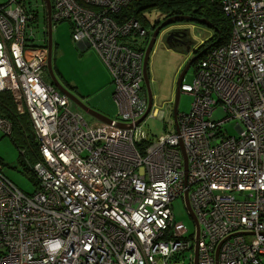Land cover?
I'll use <instances>...</instances> for the list:
<instances>
[{"label": "built area", "instance_id": "1", "mask_svg": "<svg viewBox=\"0 0 264 264\" xmlns=\"http://www.w3.org/2000/svg\"><path fill=\"white\" fill-rule=\"evenodd\" d=\"M36 1L0 2V92L28 115L39 148L31 194L0 162V264H194L195 256L196 264H264V0H208L229 17V41L203 52L179 86L190 110L173 116L170 100L165 131L152 140L136 124L148 107L136 49L147 30L109 15L132 0H50L52 22L68 21L72 39L110 73L118 106L110 123L86 121L43 80L46 48L26 33ZM217 106L223 117L214 119ZM10 128L0 117L3 134ZM185 195L197 240L172 232V202L185 204Z\"/></svg>", "mask_w": 264, "mask_h": 264}, {"label": "rangeland", "instance_id": "2", "mask_svg": "<svg viewBox=\"0 0 264 264\" xmlns=\"http://www.w3.org/2000/svg\"><path fill=\"white\" fill-rule=\"evenodd\" d=\"M3 1L0 0V2ZM144 15L151 24L161 17L156 10L146 11ZM206 21L209 22L208 20ZM183 22L177 27L185 30L191 40V46L188 51L186 49H170L165 43L160 45V39H158L148 58L147 71L150 78L149 85L153 94L152 105L155 109L154 115L148 114L141 122V125L150 138H155L164 132L165 122L169 119L168 100L174 99L177 80L186 64L194 62L195 60H192L193 57L201 53L197 52L201 44L211 39L208 47L219 48L225 46L229 41L228 38L224 44L213 43L214 29L210 26L194 24L188 20H183ZM37 31L40 37L42 28L39 27ZM52 41L53 60L55 59L56 68L63 86L78 97H92L90 105L94 106L101 100L102 102L99 106H96L101 110V114L108 118L116 117L118 107L113 99L111 76L96 51L91 48L83 49L72 39L68 21L57 22L52 26ZM202 55L201 53L199 57ZM194 67L191 64L185 72L182 80L184 83L192 81ZM86 103L89 105L87 100ZM191 103L192 97L190 95L180 93L178 112H188L191 108ZM220 109L221 106H217V110L213 114L214 119L223 117ZM84 115L90 122L96 121L88 114L85 113ZM232 124V122H226L223 124V128L228 130L230 135H236L237 131L232 127ZM0 161L2 163V174L21 191L28 194L32 193V182L27 179L20 167L21 165L18 164V149L9 136L3 134L1 130ZM172 207L174 213L173 235L176 238H191L195 232V226L188 215L183 199L177 198L173 200ZM189 253L191 252H187V254ZM183 264H188L187 258L184 259Z\"/></svg>", "mask_w": 264, "mask_h": 264}, {"label": "trees", "instance_id": "3", "mask_svg": "<svg viewBox=\"0 0 264 264\" xmlns=\"http://www.w3.org/2000/svg\"><path fill=\"white\" fill-rule=\"evenodd\" d=\"M76 2L83 5L81 0H76ZM150 10H156L164 17L184 15L208 20L211 24L210 27L214 29V38L212 39L213 43L217 42V44H224L230 36L231 22L229 17H226L223 14L220 6H218L215 2H209L208 0H132L129 5L123 7L117 13H111L109 15H111L113 20L118 24L129 18H134L143 28L146 30L148 29L150 34H152V24L144 15L146 11ZM34 11L36 12L35 23L34 25L28 27L26 33L31 31L32 37L35 39L37 45L43 46L44 42L47 41L48 32L47 10L46 4L45 8H43V0L36 1ZM54 24L55 22L51 23V28ZM198 24L205 26L201 23ZM39 27L42 28L40 33L41 35L43 34L42 37L38 36L37 29ZM149 36L150 35H148L146 40L141 44V47H136V49L142 50V46L149 41ZM210 41L211 39L203 42L197 52H201L205 49L204 53H206L209 49L208 46ZM204 53L199 60L202 59ZM198 61L194 64L196 65ZM42 76L46 83L52 84V82L46 79L44 71ZM0 117L8 120L11 124L10 133L7 135L18 149V164L21 165L20 167L27 179L32 182L33 193L38 188L37 180L31 171L32 165L39 157L38 142L34 138L28 115L18 114L15 102L9 91L0 92ZM146 143L147 140L138 144V147L142 149V145L146 146Z\"/></svg>", "mask_w": 264, "mask_h": 264}, {"label": "water", "instance_id": "4", "mask_svg": "<svg viewBox=\"0 0 264 264\" xmlns=\"http://www.w3.org/2000/svg\"><path fill=\"white\" fill-rule=\"evenodd\" d=\"M44 1H45V4H46V10H47V21H48L47 41H48V49L50 51L51 48H52L51 2H50V0H44ZM176 19L196 21L197 23H201V24H204V25H207V26H211V24L209 22H207L205 19L193 18V17H189V16H176V17H173V18L166 19L163 23H161L159 26L154 28V30L152 32V35H151V37H150V39L148 41V44L146 46L145 56H144V60H143V73H144L145 82H146V86H147V89H146L147 91L146 92H147L148 107H147V112L141 117V119L139 121H141L146 116V114L148 113V111H149V109L151 107V104H152V93L150 91L149 81H148V78H147V60L149 58V55H150L152 47H153V45L155 43V40H156V38L158 36V30L160 29V27L165 26L167 23L172 22V21H174ZM173 34L177 35V32H175ZM166 42L169 43L167 40H166ZM204 50L201 53H203ZM201 53H199L198 56H194L192 60H194L195 58H198L201 55ZM48 60H50V56H49ZM190 63L191 62H188L186 64L185 68L183 69V71L181 72V74H180V76H179V78L177 80V89H176V92H175V95H174V105H173V115L174 116L176 115V113L178 111V103H179V95H180L179 86H180V83H181V81L183 79L184 73L186 72V70L190 66ZM49 74H50V76H53V72H52L51 68H49ZM51 78H52V84L57 88V90L60 91L61 93H63L64 95H66L70 100H72L74 102V104L79 106L83 111H85L87 114L93 116L94 118H96L99 121L110 123L111 118L105 117L102 114H100L99 112L88 108L80 100V98H78L75 94H73L71 91L66 89L61 83L56 81L54 77H51ZM181 152H182V156L184 158L185 165H186V156H185V153H184L182 148H181ZM185 206H186L188 215L191 217V219H192V221L194 223V226H195V240H197L198 233H199V225L197 223V220H196V218L194 216L193 211L191 210V208L189 206V203H188V200H187V196H185ZM195 255H196V253H195ZM194 264H196V256H195Z\"/></svg>", "mask_w": 264, "mask_h": 264}, {"label": "flooded vegetation", "instance_id": "5", "mask_svg": "<svg viewBox=\"0 0 264 264\" xmlns=\"http://www.w3.org/2000/svg\"><path fill=\"white\" fill-rule=\"evenodd\" d=\"M176 16H184V15H174V16H171V17H164V16H161L160 17V19H156V21L154 22V23H152V31L151 32H153V30H154V28L155 27H157V26H159L161 23H163L166 19H168V18H173V17H176ZM193 18H197V17H193ZM188 21H190V20H188ZM190 22H192V23H194V24H196L197 22L196 21H190ZM51 23H52V20H51ZM57 23V22H56ZM181 23H184L183 22V19L181 20V19H176V20H174V21H172V22H169V23H167L165 26H162V27H160V29L158 30V36H157V38H156V40H155V42L158 40V39H160V43H165V44H167L168 46H172V47H175V49L176 50H179V49H186L187 51H188V49L190 48V44H191V40L188 38V34H187V32L185 31V30H183V29H181V28H178L177 26H179V24H181ZM198 24V23H197ZM175 32H177V35H175V34H173V33H175ZM148 35H150L149 36V39H150V37H151V35L152 34H150V32H149V30L147 29V35L145 36V38L143 39V42L146 40V38H147V36ZM182 36V37H181ZM148 39V40H149ZM166 40L169 42V43H167L166 42ZM142 42V43H143ZM142 43H140V44H138L136 47H141V44ZM146 44H148V42L146 43ZM143 45L142 46V50H143V56H142V65H143V60H144V56H145V49H146V46L147 45ZM155 44V43H154ZM154 46V45H153ZM42 47H44V48H46V63L45 64H43V71H44V74L46 75V79L48 80V81H50V82H52V78L51 77H54L55 78V80L56 81H58L59 83H61L62 84V82H61V80H60V75H59V73H58V69L56 68V64H55V59L53 60V45H52V48H51V50L49 51V49H48V41H46V42H44V44H43V46ZM43 48V49H44ZM153 48V47H152ZM92 49V48H91ZM93 50V49H92ZM203 51V50H202ZM201 51V52H202ZM203 54V53H202ZM198 55V54H197ZM49 56H50V60H48L49 59ZM199 58L200 57H198V58H195L194 60V62H191L190 63V65L191 64H193V66H196L194 63H196L198 60H199ZM147 63H148V60H147ZM190 67V66H189ZM49 68H51V70H52V72H53V76H50V74H49ZM147 78H148V81H150V78H149V74H148V71H147ZM111 81H112V79H111ZM63 85V84H62ZM150 86V85H149ZM147 89V86H146V82H145V77H144V73H143V90H145V92L147 91L146 90ZM151 93H152V90H151ZM113 94H114V92H113ZM146 94H147V92H146ZM152 96H153V94H152ZM114 99V98H113ZM147 103H148V100H147ZM85 105H86V103H85ZM117 105V104H116ZM148 105V104H147ZM87 106V105H86ZM151 106H152V108H151V111L153 110V105L151 104ZM74 107L78 110V112L81 114V116L86 120V121H88V122H90L89 120H87L86 118H85V111H83L79 106H77L76 104H74ZM88 108H90V109H92V110H94V111H96L93 107H91V106H87ZM118 107V106H117ZM173 111V110H172ZM87 114V113H86ZM89 115V114H88ZM147 115V114H146ZM89 116H91V115H89ZM174 116V115H173ZM91 117H93V116H91ZM117 117V116H116ZM115 117V118H116ZM145 117H147V116H145ZM144 117V118H145ZM94 118V117H93ZM143 118V119H144ZM141 119V118H140ZM139 119V120H140ZM143 119L141 120V121H137L136 122V124H139V125H141V122L143 121ZM96 120V119H95ZM91 122H95V121H91ZM142 126V125H141ZM165 127H166V124L164 125V131H165ZM163 133V132H162ZM146 135H147V139L148 140H152V138H150L149 136H148V134H147V132H146ZM147 140V141H148ZM138 144H140V143H138ZM180 152H181V150H180ZM181 154H182V152H181ZM183 165L184 166H186L187 165V161H186V165H185V161H184V158H183Z\"/></svg>", "mask_w": 264, "mask_h": 264}, {"label": "crops", "instance_id": "6", "mask_svg": "<svg viewBox=\"0 0 264 264\" xmlns=\"http://www.w3.org/2000/svg\"><path fill=\"white\" fill-rule=\"evenodd\" d=\"M65 21V20H64ZM64 21H61V22H64ZM68 24H69V22H68ZM69 27H70V24H69ZM71 29V28H70ZM43 36V34L42 35H40V37H42ZM77 43V42H76ZM78 45H80L83 49L84 48H89V47H87V46H84V45H82L81 43H77ZM160 45H163L162 43H160ZM170 49H173V50H176L175 49V47H170V46H168ZM97 54V53H96ZM98 55V54H97ZM99 57V56H98ZM100 58V57H99ZM100 60H101V58H100ZM102 61V60H101ZM103 62V61H102ZM105 65V64H104ZM106 66V65H105ZM187 71V70H186ZM185 74V73H184ZM184 76V75H183ZM183 80V79H182ZM112 82V81H111ZM113 83V82H112ZM150 87V86H149ZM150 91H151V88H150ZM113 92H114V84H113ZM87 96H90V95H87ZM78 97V96H77ZM78 98H80V100L85 104L86 103V100L89 102V105H88V103H86V105L87 106H93V105H90V101L92 100V97H86V96H81V97H78ZM82 99H84V100H82ZM86 99V100H85ZM170 100H168V102H169ZM172 103H173V105H174V99L172 98ZM102 101L100 100V101H98L97 102V104H95L94 106H93V108L97 111V112H99L100 114L102 113L101 112V110L100 109H98L96 106H99V104L101 103ZM103 104V103H102ZM104 105V104H103ZM115 118V117H114ZM94 119H96V118H94ZM111 119H113V118H111ZM96 121H97V119H96ZM233 123V122H232ZM232 127L234 128V123L232 124Z\"/></svg>", "mask_w": 264, "mask_h": 264}, {"label": "bare ground", "instance_id": "7", "mask_svg": "<svg viewBox=\"0 0 264 264\" xmlns=\"http://www.w3.org/2000/svg\"><path fill=\"white\" fill-rule=\"evenodd\" d=\"M186 194H188V193H186ZM185 196H187V200H188V195H185ZM189 201V200H188ZM191 208V207H190ZM191 210H192V208H191Z\"/></svg>", "mask_w": 264, "mask_h": 264}]
</instances>
